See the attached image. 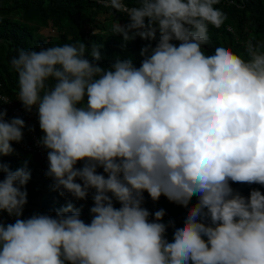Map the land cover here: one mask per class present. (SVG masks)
<instances>
[{
	"label": "clouds",
	"instance_id": "clouds-1",
	"mask_svg": "<svg viewBox=\"0 0 264 264\" xmlns=\"http://www.w3.org/2000/svg\"><path fill=\"white\" fill-rule=\"evenodd\" d=\"M95 3L127 18L110 27L122 49L147 42L139 66L118 55L102 66L104 44L82 40L11 58L44 175L66 203L24 216L28 164L2 158L36 129L0 95V264H264V39L209 54L210 26L228 19L221 0ZM145 193L187 209L183 220L165 222Z\"/></svg>",
	"mask_w": 264,
	"mask_h": 264
},
{
	"label": "trees",
	"instance_id": "trees-1",
	"mask_svg": "<svg viewBox=\"0 0 264 264\" xmlns=\"http://www.w3.org/2000/svg\"><path fill=\"white\" fill-rule=\"evenodd\" d=\"M231 1L233 4L228 5L221 0V3L215 6L225 11L228 19L220 29L210 26L212 45L208 48L209 54L217 44L227 45L233 51L243 53L244 43L251 35L264 39V0ZM111 11L95 3V0H0V95L9 97L22 109L17 101V74L10 70V60L20 48L39 50L40 47L82 40L90 44H104L102 55L105 58L100 62L102 66H109L117 55L122 58L130 56L139 66V52L147 42L137 38L129 42L126 49H122V38L112 36L110 27L115 19L122 24L128 21L120 13L112 15ZM95 29L97 35L93 36ZM3 107L7 109L9 118L17 116L7 105ZM27 124L35 126L33 133L38 138L42 135L34 115ZM24 132H27V129ZM13 148L14 154L3 157V162L12 170L27 162L31 172V179L26 186L28 203L24 216L28 217L33 213L54 214V210L65 205L66 200L51 190V180L44 175L46 167L41 158L14 146ZM232 187L240 190L245 196L251 188H260L259 185L240 184H233ZM260 190L264 192V188ZM145 197V206L150 211L154 212L159 208L166 210L165 222L175 219L180 223L183 220L187 209L170 203L164 197H161L158 203H153L146 193ZM79 203L83 202H77V206ZM91 203L89 199L82 212V218L86 222L90 220L88 207ZM4 219L11 222L6 214ZM171 236L172 230L169 229L168 238L171 239Z\"/></svg>",
	"mask_w": 264,
	"mask_h": 264
},
{
	"label": "built area",
	"instance_id": "built-area-1",
	"mask_svg": "<svg viewBox=\"0 0 264 264\" xmlns=\"http://www.w3.org/2000/svg\"><path fill=\"white\" fill-rule=\"evenodd\" d=\"M224 3L230 5L233 4V2L231 0H223ZM5 96V95H3ZM7 98L8 101H11L9 97L5 96ZM10 109L14 110V113L19 116L22 117L26 123L28 121H30V114H26L15 102L11 101V103L6 104ZM38 137L37 135H35L33 132H29L27 130V132H25L24 135V139L21 143L17 144V143H13V146L24 151V152H28L31 154H36L38 155L41 160L43 165L46 167L48 166V161H47V154L46 152L40 148L36 141H37Z\"/></svg>",
	"mask_w": 264,
	"mask_h": 264
},
{
	"label": "rangeland",
	"instance_id": "rangeland-1",
	"mask_svg": "<svg viewBox=\"0 0 264 264\" xmlns=\"http://www.w3.org/2000/svg\"><path fill=\"white\" fill-rule=\"evenodd\" d=\"M33 115L30 114V117H32Z\"/></svg>",
	"mask_w": 264,
	"mask_h": 264
}]
</instances>
